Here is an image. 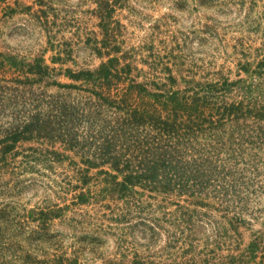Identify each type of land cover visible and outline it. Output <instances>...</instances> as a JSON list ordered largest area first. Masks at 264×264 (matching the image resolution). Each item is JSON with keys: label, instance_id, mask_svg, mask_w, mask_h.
Masks as SVG:
<instances>
[{"label": "trees", "instance_id": "trees-1", "mask_svg": "<svg viewBox=\"0 0 264 264\" xmlns=\"http://www.w3.org/2000/svg\"><path fill=\"white\" fill-rule=\"evenodd\" d=\"M109 1L98 0L102 39L87 43L91 55L106 60L93 69L66 70L70 78L81 82L79 86L58 84L84 89L85 99H76L81 94L70 98V93L48 94L40 89L43 80L60 75L55 68L44 65L41 57L30 65V78L21 77L25 72L9 79L0 77V176H8L10 181L16 176L18 156L22 157V171L34 170L38 164L51 168L66 162L77 170L76 181L81 183L71 187L81 190L72 197L76 208L89 205V200L97 197L129 200L137 194L136 186L165 198H183L194 206L189 209L177 205L175 212H166L172 217L166 219L172 226L166 247L175 250L168 256L170 262L133 251L117 264H264V254L256 262L264 240L257 237L241 252L236 235L245 215L253 217L260 211L250 205L259 203L264 194V94L252 96L258 82L246 85L242 98L237 100L232 91H242L243 86L228 79L205 85L191 76L183 80V89L177 88V79L168 65L162 69L168 75L166 82L161 83L158 77L138 81L140 71L132 65L130 55H119L122 51L111 28L116 2ZM33 18L50 40L57 18L49 19L48 11L42 8L33 13ZM65 45L60 51L64 57L55 61L72 59L69 41ZM256 63L255 74L260 77L264 57ZM249 64L245 60L242 68ZM26 143L41 147H29L31 154H26L24 149L20 151ZM56 144L63 152L54 150ZM67 151H72L74 158L80 157L83 168L64 154ZM29 160L35 163L29 165ZM92 169L98 170L97 176H104L96 196L82 190ZM7 189L11 190L9 186ZM198 207L221 211L230 224L215 225V233L203 240L201 249V231L193 221ZM67 209L48 204L28 210L27 216L37 223L38 231L32 232L29 243L0 245V264H81L84 250L98 258L92 247L94 239L82 241L68 258L62 240L44 234L55 218L68 220L67 226L72 229L79 224L65 215ZM81 219L86 224V219ZM112 219L119 223L124 218ZM4 225L0 216V227ZM159 228L157 222L143 224L141 239L151 242L159 235ZM44 237L49 251L39 248ZM224 250L227 254L222 256Z\"/></svg>", "mask_w": 264, "mask_h": 264}, {"label": "rangeland", "instance_id": "rangeland-1", "mask_svg": "<svg viewBox=\"0 0 264 264\" xmlns=\"http://www.w3.org/2000/svg\"><path fill=\"white\" fill-rule=\"evenodd\" d=\"M109 2L112 3L113 0ZM115 2L111 28L116 36V44L122 51L119 55L127 52L133 60L132 65L140 71L138 81L147 77H158L157 80L161 83L166 82L168 75L162 69L168 65L177 79L179 89L184 88L185 78L190 79L193 76L205 85L219 84L223 79L237 82L239 86H243L242 91H232V96L237 100L242 98L246 85L252 86L257 82L258 86L252 96L264 94V73L260 77L255 74L258 70L256 62L264 57V0ZM40 8L48 11L49 19L57 18L50 40L46 31L33 18V13ZM98 11V0H42V3L38 0H0V77L9 79L25 72L21 77L30 78V65L35 58L41 57L44 65L55 68L56 74L60 75L46 82L43 80L40 89H45L48 94L70 93V98L81 94L76 99H85L86 95L82 91L84 89H68L59 87L58 84L79 86L81 82L70 78L66 70L93 69L102 60H106L91 55L87 45L91 40L102 39ZM67 41L70 43L73 60L65 63L55 61V58L64 57L60 51L66 48ZM245 60L250 64L242 68ZM81 87L85 88L86 85ZM29 147L41 146L26 143L21 146L20 151L24 149V153L31 154L27 150ZM54 150L63 152L59 144L54 146ZM64 154L83 168L80 157L74 158L72 151ZM21 159V156L16 158L17 174L11 181L8 176H0V216L5 223L0 227V245L29 243L28 238L38 228L37 223L27 216L28 210L58 204L59 208L68 206L65 215L73 217L79 224L72 229L67 226L68 220L64 222L63 218H55L49 222L44 234H54L62 240L66 257L69 258L82 241L94 239L92 247L96 248L94 252L98 258L84 250L79 263L117 264L126 254L132 255L133 251L170 262L168 256L175 250L166 247L167 232L172 229L166 220L172 217L166 212H175L177 205L194 209L183 198H165L163 194H155L136 186L134 190L137 194L129 200H101L102 198L97 197L95 201L89 200V205L76 208L72 203L75 199L72 197L81 190H73L71 187L74 184L81 186V183L76 181L78 175L74 166L66 162L51 165V168L38 164L34 165V170L27 168L22 171L24 165H21ZM29 162V165L35 163L34 160ZM97 171H88V183L82 189L89 196L100 194L102 188L101 180L104 176H97ZM110 172L115 174L114 171ZM208 202L216 205L211 200ZM258 202L255 205L253 202L250 208L253 206L260 211L253 217L245 215L244 222L237 226V243L241 252L257 237L264 240V194ZM196 211L193 221L201 231L198 247L201 249L204 247L203 240L215 233V225L222 222L221 225L229 227L230 224L228 217L217 209L198 207ZM116 216L124 219L115 223L112 218ZM81 217L86 219V224L80 222L83 221ZM156 222L160 226L159 235L151 242L142 240L143 224ZM133 236L135 240H132ZM47 246L44 237L39 248L49 251L46 250ZM259 248L256 262L264 254V242ZM226 254L227 250H224L222 256Z\"/></svg>", "mask_w": 264, "mask_h": 264}]
</instances>
